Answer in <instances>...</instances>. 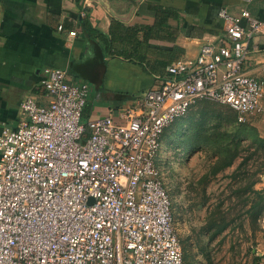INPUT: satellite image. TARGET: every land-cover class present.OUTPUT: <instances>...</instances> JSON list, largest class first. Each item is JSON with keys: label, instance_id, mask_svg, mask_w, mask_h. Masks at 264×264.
Returning a JSON list of instances; mask_svg holds the SVG:
<instances>
[{"label": "built area", "instance_id": "1", "mask_svg": "<svg viewBox=\"0 0 264 264\" xmlns=\"http://www.w3.org/2000/svg\"><path fill=\"white\" fill-rule=\"evenodd\" d=\"M218 15L222 34L168 64L119 119L83 120L87 82L43 69L48 102L28 96L16 126L0 121V264H185L160 167L163 130L200 99L264 123V78L247 72L264 20L247 8Z\"/></svg>", "mask_w": 264, "mask_h": 264}, {"label": "crops", "instance_id": "2", "mask_svg": "<svg viewBox=\"0 0 264 264\" xmlns=\"http://www.w3.org/2000/svg\"><path fill=\"white\" fill-rule=\"evenodd\" d=\"M221 7L247 8L264 20V0H0V121L16 126L28 96L48 102L42 80L49 66L87 82L83 119H119L122 108L159 86L168 64L195 57L202 42L222 34ZM160 9L169 14L161 28ZM114 21L128 29L114 30ZM249 44L257 48L247 72L264 78V33L252 34Z\"/></svg>", "mask_w": 264, "mask_h": 264}, {"label": "rangeland", "instance_id": "3", "mask_svg": "<svg viewBox=\"0 0 264 264\" xmlns=\"http://www.w3.org/2000/svg\"><path fill=\"white\" fill-rule=\"evenodd\" d=\"M233 116L223 104L197 100L161 136L160 167L185 264H264V218L259 228L252 227L241 193L245 176L242 170L233 173L241 157L248 155V168L262 166L264 142L259 138L264 128L232 120ZM226 146L239 156L211 173L210 164L217 154H225ZM256 183L255 188H264ZM221 225L223 230L217 231Z\"/></svg>", "mask_w": 264, "mask_h": 264}, {"label": "trees", "instance_id": "4", "mask_svg": "<svg viewBox=\"0 0 264 264\" xmlns=\"http://www.w3.org/2000/svg\"><path fill=\"white\" fill-rule=\"evenodd\" d=\"M160 11V12H159ZM158 11V26L161 28L164 26L163 24H166L167 17L169 14L166 10H159ZM116 29L114 30H124L128 29V27H125L123 24H121L118 21H114ZM201 100V99H200ZM205 100V99H203ZM221 104V103H219ZM225 105V104H223ZM227 106V105H225ZM229 109H231L229 106H227ZM232 110V109H231ZM233 111V110H232ZM234 112V111H233ZM83 117V114H82ZM85 120V119H83ZM232 120L236 121V114L234 112V116ZM170 125V124H169ZM168 125V126H169ZM166 126L165 129L168 127ZM163 130V133L165 131ZM161 134V136L163 135ZM161 140V138H160ZM260 142H264V137L259 138ZM261 145V144H260ZM225 154H217L216 158L213 160L211 165V173H216L225 167L231 165L234 161V159L239 156L238 154H230L229 147L226 146L224 149H222ZM250 155L241 157L239 160L237 166L235 167L233 173L236 171L242 170V174L245 176L246 181L244 182V186H241V193L245 196L244 200V213L247 219H249V222L251 223L253 228H259V220L260 218H264V188H255L254 184L258 181V177L261 173H263L264 168V162H262V166H255L254 168H248V165H252L250 163ZM160 160V157H159ZM263 167V168H262ZM218 207H221V203H219ZM224 219L223 216L221 218ZM224 228L223 225H221L217 231H222ZM184 258V255H183ZM185 262V260H184Z\"/></svg>", "mask_w": 264, "mask_h": 264}]
</instances>
